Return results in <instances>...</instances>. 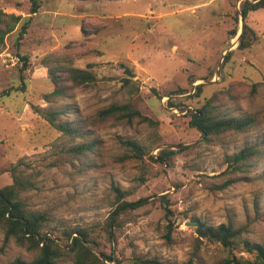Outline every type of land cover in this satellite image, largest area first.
<instances>
[{"label": "rangeland", "instance_id": "obj_1", "mask_svg": "<svg viewBox=\"0 0 264 264\" xmlns=\"http://www.w3.org/2000/svg\"><path fill=\"white\" fill-rule=\"evenodd\" d=\"M37 1L32 15L31 0H0V189L23 180V200L50 216L57 236L98 224L100 249L116 259L106 264H218L232 256L255 264L246 242L264 244V8L247 20L257 42L239 50L236 13L245 0ZM10 15L23 19L15 24ZM57 64L92 65L96 82L47 99L54 89L48 65ZM127 69L134 74L129 84ZM213 96L216 115L254 116L257 123L203 140L187 115ZM125 103L152 122L108 121L73 138L47 119L62 111L58 121L86 125ZM127 140L145 146L144 160L120 161ZM84 142L94 144L92 152L72 150ZM246 147H257L258 157L234 171L228 160ZM161 150L176 154L153 162L150 155ZM113 186L126 201L148 202L119 218L111 242L105 224ZM221 225L239 231L231 247L218 238ZM34 258L0 227V264ZM59 264L75 263L66 257Z\"/></svg>", "mask_w": 264, "mask_h": 264}, {"label": "trees", "instance_id": "obj_2", "mask_svg": "<svg viewBox=\"0 0 264 264\" xmlns=\"http://www.w3.org/2000/svg\"><path fill=\"white\" fill-rule=\"evenodd\" d=\"M32 8L30 14L38 12L39 4L37 0H31ZM264 8V0H245L243 1L240 10L236 13V20L239 22V17L244 20L243 31L239 38L238 49H250L257 42L256 31L247 23L251 12ZM15 24L19 23L23 17L10 15ZM32 17L28 19L20 30V38L27 32L28 26ZM3 33V36L7 34ZM237 35V29L232 34ZM232 54L229 52L227 58ZM24 61L26 57H22ZM49 77L54 83V89L46 95V98L65 97L67 91L71 87H86L96 82V76L89 65L87 69L66 66L65 64H57L49 66ZM129 78L124 79L125 84L131 83L134 74L130 70H126ZM203 89V85L197 87L199 95ZM5 94H8L6 92ZM216 96L207 100L201 107L195 110L188 111L189 126L195 128L203 140L209 141L214 137H220L228 132H244L248 128L254 126L257 120L254 116L245 118H232L229 116H218L214 112L217 108L215 104ZM171 106H175L170 103ZM63 114L62 111L49 113L48 121L59 132L69 137H87L90 133V128L96 124H102L108 121L118 123L131 124L135 120L139 122L150 123L152 120L143 115L131 103L121 105L113 104L108 108L100 111L94 118H91L86 125L80 123H72L70 121L59 120ZM123 145L128 149L126 154L120 161L124 160H144L146 154L145 146L134 140L123 141ZM94 144L84 142L73 147V151L77 154H86L92 152ZM176 154L173 150H161L158 155H150L153 162H167ZM259 154L257 147H246L235 153L228 163L233 167V170H241L242 166H246L252 158H257ZM169 163V162H168ZM26 187L23 180L16 179L14 183L0 189V227L5 234L6 240L13 238L15 242L35 253V258L32 261L16 259L10 264H59V261L66 257H70L75 264H106V262L116 261L113 253H107L100 249V242L96 235V225L94 227H78L64 232V235L57 236L51 228L52 219L46 212L34 211L29 208L22 198V191ZM115 199L112 203L113 209L106 221L105 230L108 239L113 242V235L117 227L119 218L129 212L144 206L148 202V198H141L136 201H126V192H123L119 187L112 188ZM161 201L168 203L166 196L160 198ZM166 218L173 215V211L166 207ZM171 220L167 226L168 232L172 227ZM216 233L219 240L225 247H231L232 239L239 234L238 230H234L231 226L221 225ZM76 234V236H74ZM248 252L255 255V264H264V244H250L246 242ZM218 264H254L249 259L232 256L219 261Z\"/></svg>", "mask_w": 264, "mask_h": 264}, {"label": "water", "instance_id": "obj_3", "mask_svg": "<svg viewBox=\"0 0 264 264\" xmlns=\"http://www.w3.org/2000/svg\"><path fill=\"white\" fill-rule=\"evenodd\" d=\"M241 25H242L241 33H239L238 38H240V35L242 34V31H243V25H244V20H243V18H241ZM188 224H189V225H197V226L200 228V225L197 224V223H194V222H188Z\"/></svg>", "mask_w": 264, "mask_h": 264}]
</instances>
